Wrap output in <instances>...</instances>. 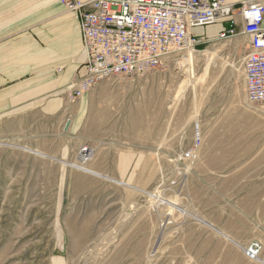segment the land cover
I'll return each mask as SVG.
<instances>
[{
	"label": "rangeland",
	"instance_id": "1",
	"mask_svg": "<svg viewBox=\"0 0 264 264\" xmlns=\"http://www.w3.org/2000/svg\"><path fill=\"white\" fill-rule=\"evenodd\" d=\"M197 51L164 71L100 81L76 135L54 137L48 124L47 137L0 140V264L56 254L67 264H264V103L245 97L240 37ZM82 148L84 167L102 176L120 151L146 155L155 173L150 165L139 190L157 199L62 163L79 164ZM190 149L184 173L177 159ZM72 227L86 228L77 251Z\"/></svg>",
	"mask_w": 264,
	"mask_h": 264
},
{
	"label": "built area",
	"instance_id": "2",
	"mask_svg": "<svg viewBox=\"0 0 264 264\" xmlns=\"http://www.w3.org/2000/svg\"><path fill=\"white\" fill-rule=\"evenodd\" d=\"M59 1L79 22L85 55V74L74 81L67 94L71 103L102 80L164 71L169 64L185 60L188 52L197 57L198 47L206 42L193 30L218 22L228 27L218 34L216 42L236 37L247 40L242 70L245 97L251 103H264V0L238 7L223 0ZM193 154L194 149H190L177 159L184 173ZM78 156L85 163L90 152L82 148ZM248 252L249 257L255 256L256 246Z\"/></svg>",
	"mask_w": 264,
	"mask_h": 264
},
{
	"label": "crops",
	"instance_id": "3",
	"mask_svg": "<svg viewBox=\"0 0 264 264\" xmlns=\"http://www.w3.org/2000/svg\"><path fill=\"white\" fill-rule=\"evenodd\" d=\"M223 1L238 7L255 0ZM235 20L240 22L238 17ZM227 27V23L218 22L203 28L209 30L208 36H195L202 42L215 41ZM243 42L246 50L247 40ZM84 74L79 22L65 12L59 0H0V140L20 134L47 137L48 124L53 126L50 131L56 132L54 137L62 138L60 132L76 135L85 121L87 94L74 103L68 101L67 94ZM150 165L154 176L155 164L146 155L120 151L114 171L107 177L139 189ZM58 262L67 264L56 254L52 264Z\"/></svg>",
	"mask_w": 264,
	"mask_h": 264
},
{
	"label": "bare ground",
	"instance_id": "4",
	"mask_svg": "<svg viewBox=\"0 0 264 264\" xmlns=\"http://www.w3.org/2000/svg\"><path fill=\"white\" fill-rule=\"evenodd\" d=\"M186 56L189 58H191V57H195L194 56V54L192 53V52H188L187 54H186ZM254 120V119H253ZM256 121V120H255ZM262 123V122H261ZM258 125H260V124H258ZM5 126V125H4ZM256 126V125H255ZM7 129H8V127H7ZM1 145V144H0ZM6 145V144H5ZM24 151H27V152H30V153H33V154H35V155H37V156H40V157H45L46 158V155L45 154H43V153H39V152H35V151H31V150H29V149H27V148H22ZM84 161L83 160V158L82 159H80V163L79 164H77V163H67V162H64V161H62V163L64 164V165H66V166H69L70 168H72V169H75V170H77V171H79V172H82V173H84V174H88V175H92V176H95V177H98V178H102V179H104V180H107V181H110V182H112V183H114V184H116V185H119V186H122V187H124V188H127V189H130V190H132V191H134V192H137L138 194L140 193V194H144V195H147L148 197H149V199L150 200H154V199H157L156 198V196H154L153 194L151 195V194H149V193H147V192H144V191H142V190H139L138 188H136V187H133V186H130V185H127V184H124V183H122V182H119V181H117V180H113V179H110L109 177H107V176H102V175H100V174H98V173H95V172H93V171H91V170H89V169H87V168H85L84 167V162H82V161ZM60 163H61V161H60ZM86 165V164H85ZM47 192V191H46ZM45 192V193H46ZM49 196V195H48ZM46 197V196H45ZM147 197V198H148ZM171 207L173 208V209H176L177 211H179V212H181L182 214H186V211H184V209H182L181 207H175V206H172L171 205ZM129 216H131V215H129ZM201 222H203V221H200V223ZM202 224V223H201ZM71 232L73 233V235H72V237H71V250H75L77 247H79V245H80V242H81V240H83V238L86 236V228H83V229H81V230H76L74 227H72L71 228ZM75 251H77V250H75ZM74 254V253H73ZM4 259V258H3ZM58 264H59V262H58Z\"/></svg>",
	"mask_w": 264,
	"mask_h": 264
}]
</instances>
